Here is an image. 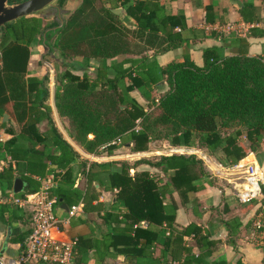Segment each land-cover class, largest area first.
<instances>
[{
	"label": "trees",
	"instance_id": "16d2710c",
	"mask_svg": "<svg viewBox=\"0 0 264 264\" xmlns=\"http://www.w3.org/2000/svg\"><path fill=\"white\" fill-rule=\"evenodd\" d=\"M21 1L24 0H9V3ZM80 1L79 6L67 15L65 23L57 28L54 45L66 59L80 57L77 67L81 69L89 66L90 58L100 61L93 74L75 75L66 71L57 75L54 99L59 114L69 120L70 136L85 151L96 154L100 147H105L111 152L116 147L114 141L124 137L126 142H131L132 152L146 151L152 137H164L173 146L191 147L193 137L197 136L209 152L220 149L223 155L219 163L228 168L247 155L239 144L243 129L253 144L263 139L262 56H249L245 47L235 55L223 57L215 48H208L203 51L202 66L195 65L185 54L181 62L169 63L160 74L152 73L150 68L144 71L150 66L144 63L136 67L138 61L125 56L149 48L165 51L174 45V41L183 40L175 31L177 25L181 30L186 27L183 17L167 15L159 0H106L109 5L106 10L95 7L94 0ZM243 6V20L255 22L244 12L246 8L251 9L252 4L247 2ZM119 7L125 8L126 15L135 21L134 28L121 23L119 15L112 11ZM42 28V18L35 15L20 17L0 28V114L8 112L17 121L21 133H36L41 99L38 92L41 96L47 94L45 82L25 78L31 44L42 33ZM250 33L263 35L264 31L253 28ZM113 57L121 58L116 63L104 62ZM163 81L168 88L157 100L151 98L150 86L159 88ZM135 89L147 100L146 106L129 94ZM33 91L36 92L35 98L27 103ZM5 126L6 123H0V129ZM234 127L231 132L223 134V128ZM88 134L93 138L87 139ZM58 143L65 144L61 139ZM8 153L11 158H17L11 151ZM119 163V167L109 171L110 186L107 189L117 188V198L126 209L125 218L133 232L125 235L126 244L133 247L128 251L144 254L145 248L156 241L158 231L154 226L164 225L171 232L164 241L160 264H209L206 258L216 241L210 240L195 223L176 229L173 225L176 205L171 201L168 209L163 204L164 194L170 188L185 204L205 184H213L200 166L201 160L192 154L162 155L157 162L150 164L169 175L166 185L159 188L149 171L130 174L131 168L137 164H149L148 161L139 159L135 163ZM12 183V168L0 169V187L11 189ZM260 202L264 205V199ZM255 203L258 204L255 200L250 201L247 209H252ZM261 213L264 208L258 206L253 222ZM259 219L261 226L256 228L253 225V229L255 236L263 233L261 247L264 252V217ZM142 221L149 225L139 226ZM224 223L229 236L226 242L236 248L235 236L241 222L238 217H231ZM185 236L192 237L198 253L193 252ZM141 242V247L136 250ZM164 251L171 258H166ZM212 264L229 263L221 259ZM234 264L244 263L237 259Z\"/></svg>",
	"mask_w": 264,
	"mask_h": 264
},
{
	"label": "crops",
	"instance_id": "0c3cea01",
	"mask_svg": "<svg viewBox=\"0 0 264 264\" xmlns=\"http://www.w3.org/2000/svg\"><path fill=\"white\" fill-rule=\"evenodd\" d=\"M159 2L164 6L167 15L183 17L186 27L181 30V26H175V31L183 40L174 41V45L165 51L149 48L142 53L127 54L125 57L138 61L136 67L146 63L150 67L146 66L144 71L150 68L152 73L160 74V70L169 63L181 62L185 54L189 55L195 65L202 66L203 51L208 48H215L220 56L226 57L235 55L246 47L249 56L264 57V34L253 36L250 33L253 28L264 31L263 0H159ZM247 2L252 4V8H244L246 10L244 12L249 18L256 20L253 23L244 21L241 15V9ZM118 9L124 25L134 28L135 21L126 15L125 8ZM55 51L56 61L60 64L58 70H51L48 75L44 68L33 70L28 66L25 75L28 80L39 79L42 84L46 83L47 94L41 96V92H38L41 99L38 102L40 119L35 125L36 133H21L17 121L8 112L0 114V123L3 122V114L7 113L8 119L4 123L15 129V133L5 134L4 143L0 144V163H3V157L7 158L8 166L12 168L13 182L16 177L23 180L24 188L13 193L22 197L37 191L45 182L51 184L50 192L57 200L54 213L62 220L54 235L61 240L77 238L73 264H160L163 244L171 229L164 225H155L154 228L158 231L156 241L145 248L144 254L136 255L133 251H128L133 247L126 244L125 235H132L133 232L130 230V222L125 218L126 209L123 202L117 198V188L107 189L110 186L109 171L119 167L121 161L131 163L132 160H137L138 158L133 159L134 154L141 152H132L130 149L132 144L126 142L125 137L113 144L116 147L111 152L105 147H100L96 154L85 151L70 136L68 118L60 115L56 108L54 99V91L58 86L56 76L66 71L75 75H81L83 72L93 74L94 67L100 60L90 58L87 63L89 66L81 69L77 67L81 61L80 57L66 59L58 48ZM120 58L113 57L104 62L116 63ZM150 87L152 98L155 97L154 92L163 86ZM35 94L33 91L28 96L27 103L32 102ZM129 94L146 106L147 100L138 90L135 89ZM5 127L0 129V136L4 133ZM92 138V134L87 135V139ZM10 139L12 140L7 143ZM59 139L65 144H59ZM178 147L181 146H170V149ZM8 151L17 158H11ZM217 169L226 170V167L219 163ZM130 170L132 173L149 171L158 188L164 186L169 176L160 167L149 164H137ZM154 171L160 177H155ZM208 176L209 179L217 176L218 180H213L211 185L204 183L205 187L196 191L185 204L171 188L165 192L163 204H166L168 209L173 202L176 205L174 227L181 229L195 223L201 226L210 240L216 241L211 254L206 258L209 264L221 259L229 264H234L237 259L244 264H264L262 244L254 240L253 219L258 207L247 209V204L238 202L231 185L224 184L221 176L214 173ZM10 190L12 188L0 187V252L13 257L19 254L22 242L31 229L32 213L28 208L11 204L7 200ZM79 202L82 203V210L68 218V208ZM231 217H238L241 222L239 232L235 236L236 248L226 242L229 236L224 221ZM148 225L146 221L139 224L141 227ZM184 239L192 245L194 253L199 252L192 237L185 236ZM141 245L142 242L135 249L138 250ZM164 255L171 258L165 251Z\"/></svg>",
	"mask_w": 264,
	"mask_h": 264
},
{
	"label": "built area",
	"instance_id": "2783aa9c",
	"mask_svg": "<svg viewBox=\"0 0 264 264\" xmlns=\"http://www.w3.org/2000/svg\"><path fill=\"white\" fill-rule=\"evenodd\" d=\"M229 28L232 29L233 26ZM0 141H3L2 136H0ZM118 141L119 139L114 143ZM250 155L253 157L252 160L248 159ZM2 166L0 163V169ZM224 172L229 175L225 179L231 184V189L239 203L248 204L252 200H258L257 207L264 208L260 202V198L264 199V178L261 176V169L252 153H248L244 158L226 168ZM50 188L51 184L45 182L37 191L22 197L16 196L12 190L8 191L7 200L11 204L28 208L31 211L32 225L22 242L19 254L11 257L0 252V264H73L77 238L61 240L54 235L62 220L54 213L57 200L51 194ZM81 210V202L71 205L67 210L68 218ZM258 216L259 218L264 217V213ZM259 218L254 222L256 228L261 226ZM262 237L263 233H260L259 236H255L254 240L262 244Z\"/></svg>",
	"mask_w": 264,
	"mask_h": 264
},
{
	"label": "rangeland",
	"instance_id": "374dc122",
	"mask_svg": "<svg viewBox=\"0 0 264 264\" xmlns=\"http://www.w3.org/2000/svg\"><path fill=\"white\" fill-rule=\"evenodd\" d=\"M105 1L106 0H94L95 7H97L98 9L106 10L109 5ZM80 2H81L80 0H59L58 4L61 7L69 9V12L67 14L61 13L60 15L61 18L58 17V12L55 9L51 10L52 16H46V15L39 16L42 18L43 28H42V33L38 35L33 41V43L31 44V56L29 60V67L31 69L34 70L36 68H44L47 70L48 75L51 73V70H58V67L60 64L56 61L57 56L55 54L56 52L55 50L57 47L56 45H54V41L57 36V33L47 34L46 35L47 38L43 39V31L46 29V27L59 24L60 20H63V24H64L65 19L67 18V15H69L72 11H74L79 6ZM56 13H57L58 19H56V15H55ZM114 13L119 15L120 22L123 23V19L120 16V11L114 12ZM167 88H168V85L164 84L161 89H158L156 92H154L155 98L158 99L161 93L165 91ZM235 128L236 127L223 128L222 132L223 134L228 133V132H231ZM13 133H15L14 127H12L11 125L6 126L4 129V133L2 134L3 141H0V144L4 143L5 134H13ZM262 133L264 136V129L262 130ZM239 144L245 149L246 154L252 153V155L254 156L256 162L258 163L261 169V173H262L261 176L264 178V137L260 142H257V143L254 142L253 144V142L249 141L246 138L245 131L243 129L241 136L239 137ZM170 146H173V145H171L170 142L166 138L152 137V139L148 143L147 150L143 151L144 154H137L133 157V159L138 158L137 160L142 159L144 161H148L150 165V164H154L155 162H157L162 155H171V154L191 155L192 154V155H195L197 159L201 160L200 166L202 167L204 172H206V174L208 175H211L212 173L217 174L219 175V177L221 176V178L223 179L222 182L224 184L228 186L231 185V184H228L226 179H224V178L229 177V175L225 174L226 172H224V170H218V169L216 170V166L217 164H219V161H220L219 159L222 158V155H223L220 152V149H217L214 152H209L205 146L200 144V141L197 136L193 137L191 147H178L176 149L171 150ZM173 147H176V146H173ZM253 147H255L254 150H252ZM181 148H188V149H191V151H183V150H180ZM6 159H4L3 157L2 168L8 167V163ZM248 159L252 160L253 157L250 155ZM137 160H132L131 163H135ZM132 172L133 171L130 170V173ZM153 175H155V177H160L159 174H157V172L155 171ZM211 180L213 182V180H218V178L216 176V177H213ZM263 193H264V186H263ZM262 199L263 198H260V201H262ZM255 201L258 202V200H255ZM255 206H257L256 203H255Z\"/></svg>",
	"mask_w": 264,
	"mask_h": 264
},
{
	"label": "water",
	"instance_id": "95a60500",
	"mask_svg": "<svg viewBox=\"0 0 264 264\" xmlns=\"http://www.w3.org/2000/svg\"><path fill=\"white\" fill-rule=\"evenodd\" d=\"M59 0H24L17 3H9V0H0V28L5 24L12 23L14 20L20 17H26L30 15L36 16H52V9L57 10L58 17H60L61 13L67 14L69 9L63 8L58 4ZM113 12H119L120 9H113ZM63 25V20H60L58 27ZM8 119V114H3V122ZM185 151H191V149H180ZM144 154V152L136 153ZM23 180L16 177L13 182L12 190L14 193L22 190ZM145 225L147 223H144Z\"/></svg>",
	"mask_w": 264,
	"mask_h": 264
},
{
	"label": "flooded vegetation",
	"instance_id": "af4514ba",
	"mask_svg": "<svg viewBox=\"0 0 264 264\" xmlns=\"http://www.w3.org/2000/svg\"><path fill=\"white\" fill-rule=\"evenodd\" d=\"M55 15H56V19H58V17H57V13H56ZM55 15H54V16H55ZM58 25H59V24H56V25H52V26L46 27V29L43 31V39H46V35H47V34L56 33L57 28H58Z\"/></svg>",
	"mask_w": 264,
	"mask_h": 264
}]
</instances>
